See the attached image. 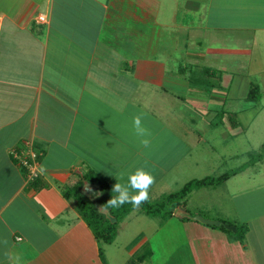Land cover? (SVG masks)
Segmentation results:
<instances>
[{
  "label": "crops",
  "instance_id": "1",
  "mask_svg": "<svg viewBox=\"0 0 264 264\" xmlns=\"http://www.w3.org/2000/svg\"><path fill=\"white\" fill-rule=\"evenodd\" d=\"M189 14L196 24L177 21ZM184 29L229 32L240 46L245 34L264 39V0H0V264H264V197L237 220L240 235L172 215L103 246L63 195L88 169L113 187L143 168L154 177L149 195L184 168L192 149L169 125L168 105L202 57V41L180 48ZM179 49L186 61L174 58ZM24 142L43 152L34 185L10 154Z\"/></svg>",
  "mask_w": 264,
  "mask_h": 264
},
{
  "label": "rangeland",
  "instance_id": "2",
  "mask_svg": "<svg viewBox=\"0 0 264 264\" xmlns=\"http://www.w3.org/2000/svg\"><path fill=\"white\" fill-rule=\"evenodd\" d=\"M193 17L191 14L185 17L180 15L177 21L184 20L182 24L185 25L194 19L196 24L198 19ZM191 37L194 44L202 41L197 47L194 46L201 51L202 57L197 68L192 66L195 71L190 81L192 83H189V76H186L189 91L187 88L180 89V97L176 102L168 98V122L176 129L178 138L192 150L184 162V168L171 172L169 177L162 180L159 190L148 195V200L155 204L178 192L191 180L217 178L242 168L244 171L219 184L193 190L186 197L185 203L173 210V216H185L188 219L200 217L213 221L218 217L226 222L224 225H229L228 222L233 224L231 227L236 226L242 230L237 220H241L246 210L248 212L251 209L248 206L250 203L264 197V188L256 190L258 183L264 184V173L262 177L258 176V171L264 170V39L257 37L254 40L251 35L245 34L241 40L243 45L240 46L235 35L229 32L219 31L209 37L205 32L193 33L190 29H184L178 35L180 48L185 44L190 45L187 39ZM241 48L246 50L229 54L231 50ZM208 49H217L218 52L206 54ZM182 53L179 49L174 58L186 61ZM170 61L177 62L173 59ZM204 68L215 71V76L202 74ZM225 78L228 80L225 81ZM252 85L259 87V95L253 101L247 99ZM163 108H166L165 101ZM151 116L159 121V117ZM163 118L167 121V118ZM194 164L199 166L192 169ZM92 202L100 207L97 198ZM170 205V202L166 203L157 216H149L140 208L134 209L115 226L116 236L119 234L123 237L119 243L125 244L123 240L130 235L138 237L148 234V229L151 226L154 229L163 219V214L171 209ZM227 233L232 235L233 231L227 230Z\"/></svg>",
  "mask_w": 264,
  "mask_h": 264
},
{
  "label": "trees",
  "instance_id": "3",
  "mask_svg": "<svg viewBox=\"0 0 264 264\" xmlns=\"http://www.w3.org/2000/svg\"><path fill=\"white\" fill-rule=\"evenodd\" d=\"M215 71H210L207 68L203 69L202 74L208 75L211 77L215 76ZM192 76L190 75L188 78L189 83H192ZM197 80V79H196ZM214 87V86H213ZM216 87V86H215ZM259 95V87L252 85L247 93L248 100H256L257 96ZM26 143V142H24ZM23 143V146H24ZM33 151L37 155V161L39 162L40 157L42 156L43 152L37 150L34 145H31ZM19 147L18 149H20ZM23 148V147H22ZM13 161L18 165V167L23 171L24 177L26 182L30 185L36 184L40 180V176H37L33 180H27V171L25 168L21 167L18 164V161L13 159ZM242 169V168H241ZM241 169L234 170L232 172L224 173L223 175L214 178V177H205L202 179H194L187 182L178 192L169 195L163 201H158L155 204H151L149 200L142 202L138 207L133 206L131 203H125L118 208L114 207H107L108 214L115 219L114 223H111L110 219L106 217L105 214L99 211L98 207H96L92 200H90L82 191V188L87 184L92 186L98 187L100 191V196L97 197L100 206L105 205L108 200L112 197L116 196L117 193L113 192V187L100 178L96 173L88 169L85 173L80 176H77L74 181L70 182L64 188L63 195L67 200H71L74 203V207L78 215L84 220V222L88 225L90 230L92 231L94 237L98 241H102L104 243H111L114 238L116 237V224L118 221L123 219L127 216L130 212H132L136 208H140L149 216H157L162 211L161 209L166 203L170 202L171 209L166 211L163 216L162 220H167L173 215L174 208H177L181 203H185L186 197L195 189H200L202 187H208L211 185L219 184L222 181H225L239 172ZM106 206V205H105ZM224 224H220L219 226L223 229ZM240 228L236 227V233L241 234L243 231L239 230ZM226 230V229H225Z\"/></svg>",
  "mask_w": 264,
  "mask_h": 264
},
{
  "label": "clouds",
  "instance_id": "4",
  "mask_svg": "<svg viewBox=\"0 0 264 264\" xmlns=\"http://www.w3.org/2000/svg\"><path fill=\"white\" fill-rule=\"evenodd\" d=\"M133 128L137 137H140V144L148 148L151 144L150 139L146 138L150 135L146 128L142 126L141 115H136L133 117ZM46 168L43 165L39 166V173L44 174ZM154 183V177L143 168H138L134 173L128 175L127 185H122L117 182L112 191L117 193L116 196L112 197L107 201L105 205L99 207L100 211L106 212L107 207L118 208L125 203H131L133 206L138 207L142 202L148 200V190L150 186ZM129 188L133 190L130 193ZM135 193V194H133Z\"/></svg>",
  "mask_w": 264,
  "mask_h": 264
},
{
  "label": "built area",
  "instance_id": "5",
  "mask_svg": "<svg viewBox=\"0 0 264 264\" xmlns=\"http://www.w3.org/2000/svg\"><path fill=\"white\" fill-rule=\"evenodd\" d=\"M46 21L43 15H39L37 17L38 23H44ZM30 142L24 143L23 148L14 149L10 151L11 156L13 159L18 161V164L25 168L27 171V180L31 181L37 176H40L39 173V162L37 161V155L33 151Z\"/></svg>",
  "mask_w": 264,
  "mask_h": 264
},
{
  "label": "water",
  "instance_id": "6",
  "mask_svg": "<svg viewBox=\"0 0 264 264\" xmlns=\"http://www.w3.org/2000/svg\"><path fill=\"white\" fill-rule=\"evenodd\" d=\"M82 191H83V193H84V194H85L90 200H94L95 198H97L98 196H100V191H99L98 187H96V186H84V187L82 188ZM98 209H99V208H98ZM99 211H100V209H99ZM100 212H102V211H100ZM102 213L105 214L106 217L109 218L111 222H115V219L112 218V217L108 214L107 211H106V212H102ZM195 220H198V221H200V222H202V223H205V224H208V225H215V226H219V225H220V222H216V221L214 222V221L204 220V219H202V218H200V217H196ZM223 226H224V228L227 229V230H230V231H233V232L236 231V228H233V227H231V226H229V225H223Z\"/></svg>",
  "mask_w": 264,
  "mask_h": 264
}]
</instances>
